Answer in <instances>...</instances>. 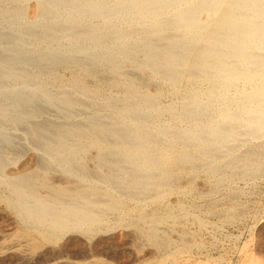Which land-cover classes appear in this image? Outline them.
Listing matches in <instances>:
<instances>
[{
    "label": "bare ground",
    "instance_id": "1",
    "mask_svg": "<svg viewBox=\"0 0 264 264\" xmlns=\"http://www.w3.org/2000/svg\"><path fill=\"white\" fill-rule=\"evenodd\" d=\"M263 171L264 0H0V264L117 229L122 252L209 264L200 233L172 234L203 227L183 197L203 177L231 223L250 208L234 183ZM61 255L40 264H101Z\"/></svg>",
    "mask_w": 264,
    "mask_h": 264
},
{
    "label": "rangeland",
    "instance_id": "2",
    "mask_svg": "<svg viewBox=\"0 0 264 264\" xmlns=\"http://www.w3.org/2000/svg\"><path fill=\"white\" fill-rule=\"evenodd\" d=\"M63 69L66 70L65 67H63ZM64 70H62V68H61L60 69V73H62V75L64 77H68L71 74V71H67V70L64 71ZM66 72H67V74H66ZM90 79H92V78L91 77L87 78V76H85V81L89 85L93 84V83L90 82ZM92 82H94V80ZM163 100L165 102L171 101V99H168V98H165ZM163 119H166V117L163 118ZM263 175H264V171H263V174H262L261 178L260 177L259 178H253V179L252 178H249V179L247 178V180H245V181L244 180H241V181L239 180V181H236L234 183V186H233V184L225 185V187H224L225 189L222 188V190H220L219 193L216 194V197H214V199H216V198H217L216 200L219 199L218 201L220 202L219 203L221 205L220 207H222V204H221L222 203V199L226 198L228 196V193H230V191L233 190L232 186L235 187L234 189H236V190H241V191L244 190L239 199H241L240 201H242V203L244 201V204H246V205L248 204L247 206L250 207V208H248V211H247L248 213H246V215L237 216V218H235L234 222L231 221V223L230 222L228 223L226 221L224 222L222 220H221L222 221L221 222L220 218L217 215H215V214H213V215H215L216 217L213 216L212 214L209 216V213L206 211L207 210L206 209L207 208V206H206L207 203L205 202L206 201L205 198L200 196L196 192L195 193L197 195H195V193H194V191L201 190L204 187V185H205L204 183L206 182V180L202 179L203 177L197 178L194 181V189H193L194 191L193 190L190 191L191 193L190 194L187 193L188 195L184 196L183 198H184V200H186V201H184V202L187 203L186 207L189 208V206H192L190 204H193L195 202L196 207H197V204H198V209L197 210H199L201 208L199 210L201 212H198L197 210H195V211H193V213H194V215H198V216L200 214V217L203 216L202 217L203 218L202 221H203V227L204 228L203 227L201 228L200 226H198V228H200V230H201V232H200V230H197L198 229L197 228L198 224L194 225L192 223L193 221L190 220L189 222L186 221L187 223L185 222V223L179 224L178 226H176L177 228L175 227L176 229H173V230L176 232L177 229H178V232L180 231L179 232V234H180L181 231L184 228V229H187V230L189 229L190 230L189 232L190 233L193 232V234H195L197 232L196 233L197 236L201 234L199 236L201 239H199V237H197V238L199 240H203L201 242H202V244L204 242L203 247L205 249H203V251L201 250L200 252L201 253L204 252L203 254L208 253V255H211V257L213 256V257L216 258V259L213 260V257H212L211 258L212 261L211 260H209L210 262L208 261L209 264H218V263L219 264H221V263L222 264H240L247 256L248 257H255V258H263L264 257V235H263L264 234V176ZM185 180H186L185 178L181 177L180 178V183L181 184L185 183ZM203 180H205V181L203 182ZM195 182H196L197 186L195 185ZM198 187L200 189H198ZM244 193H246V194H244ZM225 194L227 196H225ZM185 197H186V199H185ZM175 199H173V197H172L171 200L175 201ZM188 203H190V204H188ZM224 203H226V202L224 201ZM0 208L4 209V206L0 204ZM1 209H0V220L1 219L2 220L0 221V229H1L0 230V243L2 242L1 236H3V235L4 236L6 235V237L9 236L11 234L10 232L11 231L13 232V228H14V224L12 222H8V220L9 221L12 220L11 219V215L9 213H7L5 210H1ZM255 212H258V214L255 213ZM7 216H8V219H7ZM183 224H185V225H183ZM7 226H8V228H7ZM185 226H187V227H185ZM10 227H11V229H10ZM179 227H181L180 228L181 230H179ZM194 229H195V231H193ZM117 230H116V232H113V233H111L109 235L103 236L102 240H94L89 245L88 244L87 245H83L82 247L84 249L83 248L82 249L85 250V251H83L81 248H80L81 251L78 248H76V249L75 248H71L70 250L68 248V249L64 250L62 245L59 244L58 246H56L54 248V250L53 249L49 250V252H48L49 254L48 255H47V252L37 251L34 254L33 258L36 261V263H39V264H40V262L44 263L46 261L56 262V259H54V258L59 257V255H61V254H62L61 256H63V257L69 256L67 258H70V259H75V258L83 259V258H85L88 255L89 257L87 256L88 258L86 257V259H84V260H90L91 259V261H93V262L94 261H98L101 264H105V263L106 264H117V263L118 264H156V260L160 256L158 254H155L154 253L155 252L154 249L151 246H149V245H144V247L142 248L143 250H140L137 247H135L133 245H130V246H128L126 252H122L121 251L122 247L125 245L123 243L126 242L127 239H125L123 236L120 235V233L123 232L121 229H117ZM174 231H172V234H173V236L177 237L179 234H177L178 232L175 233ZM219 232H221V233H219ZM174 234H176V235H174ZM215 237L218 238V239H216ZM92 243H94L93 247L92 246L90 247V245H92ZM262 243H263V245H262ZM108 244H110V245H108ZM84 246H86V247L89 246V247L86 248ZM207 248H209V249H207ZM259 248H261V249H259ZM136 250H137V252H136ZM205 250L206 251L208 250V251L206 252ZM69 251H70V253H67ZM146 251L149 254H151L153 252V254L148 255V254H146ZM255 251H257V252H255ZM60 252H61V254H60ZM53 253H55V254H53ZM50 254H52V255L50 256ZM66 254H67V256H66ZM203 254H200V255L198 254V255H196V257L199 258L200 256H202V258L205 259L207 254H205V256ZM37 255H38V257H37ZM128 255H129L130 259L128 258ZM72 256L75 257V258H73ZM90 256L93 257V258H91ZM120 257H122V258H120ZM125 258L128 259V260H126ZM138 258H140V259H138ZM154 258H156V260H154ZM51 259H53V260H51ZM135 259H137V261ZM149 259L152 260L153 263L148 262L147 260H149ZM42 260H44V261H42ZM21 264H22V260H21ZM56 264H58V263H56Z\"/></svg>",
    "mask_w": 264,
    "mask_h": 264
}]
</instances>
